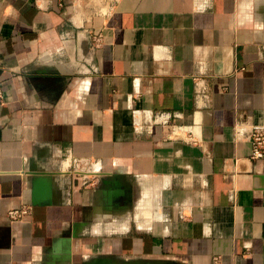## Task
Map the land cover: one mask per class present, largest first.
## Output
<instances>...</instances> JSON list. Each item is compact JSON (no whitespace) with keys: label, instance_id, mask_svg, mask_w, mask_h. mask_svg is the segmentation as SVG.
<instances>
[{"label":"crops","instance_id":"obj_1","mask_svg":"<svg viewBox=\"0 0 264 264\" xmlns=\"http://www.w3.org/2000/svg\"><path fill=\"white\" fill-rule=\"evenodd\" d=\"M0 94V264H264V0H0Z\"/></svg>","mask_w":264,"mask_h":264},{"label":"built area","instance_id":"obj_2","mask_svg":"<svg viewBox=\"0 0 264 264\" xmlns=\"http://www.w3.org/2000/svg\"><path fill=\"white\" fill-rule=\"evenodd\" d=\"M93 43L95 46H99L102 42V34L95 33L92 36ZM1 96V94H0ZM237 132L239 131L238 126L235 129ZM240 134V132H238ZM244 138L250 142V153L249 158L251 160H257L260 158H264V124H254L249 130L244 134ZM79 162L77 160L73 161V167H78ZM31 211L30 206L21 205L17 208H12L8 210V217L11 220H20L27 216Z\"/></svg>","mask_w":264,"mask_h":264},{"label":"water","instance_id":"obj_3","mask_svg":"<svg viewBox=\"0 0 264 264\" xmlns=\"http://www.w3.org/2000/svg\"><path fill=\"white\" fill-rule=\"evenodd\" d=\"M35 197V196H34ZM36 197H37V195H36ZM83 264H96L95 263V261H87V262H85V263H83Z\"/></svg>","mask_w":264,"mask_h":264}]
</instances>
